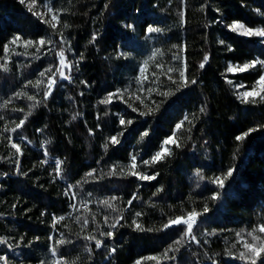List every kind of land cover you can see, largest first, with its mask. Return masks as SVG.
I'll list each match as a JSON object with an SVG mask.
<instances>
[{
  "label": "trees",
  "instance_id": "16d2710c",
  "mask_svg": "<svg viewBox=\"0 0 264 264\" xmlns=\"http://www.w3.org/2000/svg\"><path fill=\"white\" fill-rule=\"evenodd\" d=\"M41 1L58 14L55 28L0 0L7 264H251L244 244L264 246V99L241 100L227 65L256 61L230 76L255 87L264 43L228 25L264 28V0ZM170 136L171 152L149 161ZM133 156L155 179L132 175ZM230 169L223 188L213 182Z\"/></svg>",
  "mask_w": 264,
  "mask_h": 264
},
{
  "label": "snow or ice",
  "instance_id": "6c2138e0",
  "mask_svg": "<svg viewBox=\"0 0 264 264\" xmlns=\"http://www.w3.org/2000/svg\"><path fill=\"white\" fill-rule=\"evenodd\" d=\"M21 3H24V0H20ZM35 2V0H33V3ZM29 10L31 11V8H29ZM53 20L56 19L55 16L52 17ZM53 27H55V25H53ZM231 27V30L232 31H236L237 29H243V32L241 33L242 35H245V36H259V37H264V30H253L251 28H245V26L243 24H233L230 26ZM148 31L149 32H154V31H159V29H155V28H152V27H149L148 28ZM16 39H19V37H16ZM96 37L93 36V40H95ZM221 43H223V41H221ZM40 44L43 45L44 44V41L41 40L40 41ZM5 50H7V46H5ZM63 51L60 52V57H61V65L63 66L64 65V59H63ZM205 59H207V57H205ZM262 66H264V61H260L259 62ZM257 64L256 61H253L251 64H245L243 65V67L239 68V71L243 72V71H246L248 70L250 67H255ZM201 68L204 67V64L202 63L200 65ZM230 72L233 71V68L230 66L229 69H228ZM48 71H51V69H49ZM56 72L59 74L60 78L62 79H68L69 77L65 75V72L63 71V68H57ZM41 76H44L45 73L44 72H41L40 73ZM55 75L56 73H53V76L52 78L49 79L48 81V87L47 89L44 91V96L45 98H47L50 94H51V91H52V86L56 83V80H55ZM184 73L181 72V76H183ZM39 83V82H38ZM193 83H195V81H193ZM257 83L260 85V91H256V90H253L251 92H244L242 95H243V98L245 100H247L249 97H254V96H257L260 94L261 91H264V75H260L259 77V80L257 81ZM111 95L109 96V101L111 100ZM31 99V97L29 98ZM262 99H264V97H262ZM106 101H101V103H105ZM201 111H203V108L201 109ZM143 115V113H141ZM185 119H187V117H185ZM120 124L121 125H124L125 124V121L123 118L120 119ZM24 121L21 120L20 121V124L17 125V128H19L21 125H23ZM129 124H131L132 122L131 121H128ZM176 127L179 129L181 127L180 124H177ZM12 131H16V129H13ZM249 133H244L243 136H236V140L240 141V140H243ZM145 136L148 135L147 132L144 133ZM111 142L112 144H117L119 141L117 140V137L116 136H112L111 137ZM175 143V140H173L171 137L169 139H166L164 141V144L165 145H168V144H174ZM179 146V145H177ZM13 148H16L17 152L20 151L19 147L17 144H13L12 145ZM169 150L167 148H165L163 151L161 152H157L153 157H152V161H158L160 160L164 155L168 154ZM132 168L135 169L136 168V157L133 156L132 157ZM144 164H148L149 161L145 160L143 161ZM59 168H60V162L57 161L56 162V169L57 171H59ZM132 175H137V173L135 171L132 172ZM197 175H199V172L197 173ZM233 175V170H229L226 174V176L224 178H216L215 181H213L214 183L218 184L219 187L223 188L224 187V180L227 179L228 177H231ZM138 178L140 180H151V179H155L154 176H148V175H144V174H139ZM215 198V197H213ZM113 199H115V197H113ZM103 203L105 204H108L109 201L105 200ZM129 203H131V201H129ZM140 213H137V216H139ZM197 213L195 212H192L189 214V218L187 221H183L184 223L187 224V227H188V230L189 232H191V229H192V226H193V223L195 222V217H196ZM61 219H63V217H61ZM182 222V219L181 218H177L176 220L174 221H171L170 223L171 224H180ZM87 223V220H85V224ZM135 223V221H134ZM115 224H112L111 227L115 228ZM169 225H165V227H168ZM137 227L139 228L140 226L137 225ZM260 231L261 232H264V227H261L260 228ZM101 235H105V233H101ZM107 236L111 237L113 235L112 232H107L106 233ZM91 239H95V237H91ZM193 239H195V237H193ZM254 239H258V237H254ZM0 243H3V241H0ZM101 240L99 239H95V244H96V247L97 248H100L101 247ZM244 247L246 249H248L250 251V253L252 254V257H249L251 258V264H256V259L259 258L261 252H264V246H261L260 248H256V247H253L252 245L248 244V243H245L244 244ZM114 251V249H113ZM241 258H245V253H241ZM0 261H3L4 264H7V257L5 255H0Z\"/></svg>",
  "mask_w": 264,
  "mask_h": 264
},
{
  "label": "rangeland",
  "instance_id": "374dc122",
  "mask_svg": "<svg viewBox=\"0 0 264 264\" xmlns=\"http://www.w3.org/2000/svg\"><path fill=\"white\" fill-rule=\"evenodd\" d=\"M24 4H25V6L29 9V8H31V11L41 20V21H43L45 24H48V25H50V26H52L53 27V25H55V27L58 25V22H59V16H58V14L51 8V6L47 3V2H44V1H41V0H35V2L33 3V0H24ZM53 16H55L56 17V19L55 20H53L52 19V17ZM233 24H240V23H232V24H229L228 25V28L229 29H231V25H233ZM54 27V28H55ZM245 28H247V27H245ZM255 30H264V28H260V29H255ZM236 32H238L239 34H241L242 32H243V29H237L236 30ZM257 37H259V36H257ZM261 40H262V42L264 43V37H259ZM261 65V64H260ZM232 67L233 68V71H229L228 69H229V67ZM262 66V65H261ZM239 68H241V67H239L238 65H236V64H234V63H232V62H229L228 63V65H227V74L229 75V77H228V80L231 82V84H232V86H233V88H234V90L236 91V93H237V95H238V97L241 99V100H243V101H249V100H252V99H255V98H258V97H263L264 96V91H261L260 92V94L259 95H257V96H254V97H249L247 100H245L244 98H243V93L244 92H246V91H248V92H251V91H253V90H256V91H260V85L257 83L256 85H255V87H253V88H249V87H247L246 85H244V84H242V83H239V82H237L235 79H233L232 77H230V76H232V75H235V74H237V73H240L241 71H239ZM262 69H263V74L262 75H264V66H262ZM172 138L173 140H175V143L174 144H168V145H165L164 144V141L166 140V139H169V138ZM170 137H168V138H166L162 143H161V149L160 150H158V151H156V152H154V154L152 155V157L157 153V152H161V151H163L165 148H167L168 150H169V152L168 153H170L171 152V150H172V147H173V145H175L177 142H176V139L173 137V136H170ZM152 157L150 158V160L149 161H151L152 160ZM58 160H56V162H57ZM132 159H131V161L129 162V165H127V167L133 172V171H135L136 173H137V177L139 176V174H144V175H146L145 174V172H144V169H143V166H142V163H139L138 162V158L136 157V161H135V163H136V168L135 169H133L132 168ZM144 164V163H143ZM142 181H148V180H142ZM262 227H264V226H262Z\"/></svg>",
  "mask_w": 264,
  "mask_h": 264
},
{
  "label": "built area",
  "instance_id": "2783aa9c",
  "mask_svg": "<svg viewBox=\"0 0 264 264\" xmlns=\"http://www.w3.org/2000/svg\"><path fill=\"white\" fill-rule=\"evenodd\" d=\"M54 172V171H53ZM71 191L74 193V189L73 188H71Z\"/></svg>",
  "mask_w": 264,
  "mask_h": 264
}]
</instances>
